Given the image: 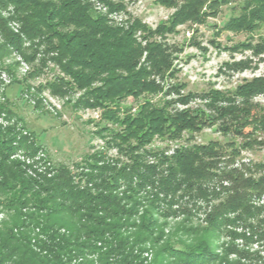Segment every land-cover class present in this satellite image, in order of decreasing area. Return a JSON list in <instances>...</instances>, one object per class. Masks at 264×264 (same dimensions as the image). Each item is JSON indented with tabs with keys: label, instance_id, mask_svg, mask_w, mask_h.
<instances>
[{
	"label": "trees",
	"instance_id": "16d2710c",
	"mask_svg": "<svg viewBox=\"0 0 264 264\" xmlns=\"http://www.w3.org/2000/svg\"><path fill=\"white\" fill-rule=\"evenodd\" d=\"M97 1L108 11L125 10L124 0ZM154 1L176 11L152 29L134 17L113 24L91 0H0L19 24L13 31L0 14V63L11 49L27 62L41 51L32 73H42L49 60L62 75L38 89L59 96L81 91L73 105L102 110L114 125L106 143L118 152L52 164L24 126L0 123V264H264V157L237 166L234 141L227 152L216 140H193L217 123L222 134L243 137L241 148L264 149L256 136L264 133V110L252 102L264 96V77L200 93H181L184 84L169 82L173 54L181 50L169 34L178 25L205 24L232 0ZM236 1L229 8L238 13L214 25L216 35L251 37L264 22V0ZM241 45L255 54L264 50L260 43ZM249 62L232 65L244 69ZM127 97H143L134 112L121 105ZM197 97L202 107H188ZM155 137L186 144L168 155L150 147ZM196 211L204 216L194 224ZM236 239L263 250H240Z\"/></svg>",
	"mask_w": 264,
	"mask_h": 264
},
{
	"label": "rangeland",
	"instance_id": "374dc122",
	"mask_svg": "<svg viewBox=\"0 0 264 264\" xmlns=\"http://www.w3.org/2000/svg\"><path fill=\"white\" fill-rule=\"evenodd\" d=\"M91 1L96 10L107 14L111 22L117 25L126 24L127 18L134 17L140 18L147 26L154 29L176 11V8L161 6L154 0H124V11H108L107 7L99 1ZM209 1L207 0V3ZM236 3V0H232L229 6L220 7L219 14L208 16L205 24H193L191 27L187 24L178 25L176 28L178 33L169 34L168 42L180 44L181 47V50L173 54L175 57L173 65L176 72L175 78H171L169 82L177 81L179 84H184L185 87L181 93L188 91L200 93L210 87L219 90H233L244 79L264 77V50L261 54H255L249 47L238 46L245 42H251L252 46L259 43L264 46V22L257 25L251 37L244 32L223 31L220 35L215 34V26L221 25L229 16L238 13L237 9L229 8L236 6ZM0 14L8 20L10 29L16 31L19 28V24L14 22V19H10L13 14L12 7L3 8L0 6ZM195 28L197 31L193 32ZM192 41L199 42L200 47L190 44ZM24 46H28V42H25ZM235 46L238 48H234ZM41 54V51L37 53L33 62H27L21 54L12 49L3 56L0 63V106H3L0 109V123L16 124L19 128L24 126L23 133H32L34 142L41 146L40 156L46 154L52 164L61 163L73 166L85 155L96 151H102L103 155L108 158L117 157V149L106 143L114 125L101 118L102 110L100 108H77L73 105L81 91L59 96L52 94L48 88L38 89L39 85H44L46 82L54 80L57 75H62L57 66L49 60L42 68V73L33 74L32 70L39 68ZM240 61L251 62L244 69H238L232 65ZM229 66L232 67L228 68ZM96 85L97 83L93 84V86ZM150 98L153 101H158L161 99V93L152 95ZM170 98L174 99L176 95L173 93L165 99ZM142 100L143 97L138 100L127 97L121 102V105L129 107L131 112H134ZM252 102L264 110V96L259 95L253 98ZM202 105L197 97L191 100L188 107L195 108L202 107ZM6 108L11 110V116L4 110ZM217 125L215 123L203 127L199 132L193 134V140L196 143L216 140L227 149V152L230 151V148L226 145L228 142L234 141L235 147L239 150V155L234 159L237 166L241 163L258 161L264 157V149L257 143H254L251 148L243 149L240 147L243 141L242 136L224 135L218 131ZM101 127L106 128L107 131L100 130ZM247 130L244 129V133ZM256 136L257 140H264V133H256ZM184 138H188L187 135ZM184 138L170 140L155 137L150 147L164 150L170 155L177 147L186 144ZM16 156L19 158L21 155ZM203 216L201 211H196L192 222L195 224ZM226 241L227 237H224L219 240V243ZM234 242L240 250L260 252L263 250L261 245L257 244L246 246L240 239H236ZM229 258L234 259L235 256L229 255Z\"/></svg>",
	"mask_w": 264,
	"mask_h": 264
},
{
	"label": "built area",
	"instance_id": "2783aa9c",
	"mask_svg": "<svg viewBox=\"0 0 264 264\" xmlns=\"http://www.w3.org/2000/svg\"><path fill=\"white\" fill-rule=\"evenodd\" d=\"M40 156V155H39ZM42 156V155H41ZM19 157V156H18ZM20 159H22V156L19 157Z\"/></svg>",
	"mask_w": 264,
	"mask_h": 264
}]
</instances>
